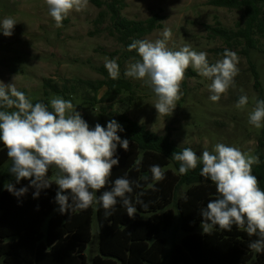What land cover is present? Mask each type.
Instances as JSON below:
<instances>
[{
    "label": "trees",
    "instance_id": "trees-1",
    "mask_svg": "<svg viewBox=\"0 0 264 264\" xmlns=\"http://www.w3.org/2000/svg\"><path fill=\"white\" fill-rule=\"evenodd\" d=\"M91 2L102 8L96 22L102 24L108 19L109 33L124 46L123 58H132L133 62L140 57L135 50L128 51V45L133 40L145 39L152 31L163 28L164 15L159 12L144 20L128 19L121 14L125 7L124 0ZM208 2L213 6L235 8L244 12V26L237 31L207 25L212 36L220 37L226 42L241 37L245 40L247 53L249 49L256 47L254 34H261L264 29V19L261 17L264 0ZM117 63L121 67L122 61ZM98 71L105 76L104 79L75 80L81 89L92 93L84 98L86 104L94 107L102 102L112 101L115 97L122 101L120 96L125 92L135 94L134 84L124 75L112 79L105 67L98 68ZM253 75L257 100L264 99L259 74L255 69ZM43 86L45 95L49 90L65 95L67 89L66 85L60 87L51 80H44ZM102 88L105 91L98 97L97 93ZM37 102L48 105L51 110L46 99H38L33 104ZM101 110H104L102 106ZM81 115L87 122L86 115ZM118 118L124 123V131L118 132V135L121 139L129 140V149L125 151L118 145L116 155L119 157V164L113 166L108 183L94 194L99 197L104 191L110 190L117 178L129 179L133 182V192L128 196L138 209L135 218L128 217L120 198H117L112 215L107 217L102 205L95 203L86 210L61 214L58 211L59 205L55 202L58 186L54 183L41 190L38 198H33L35 189L31 187L25 195L16 197L0 186V264H88L85 251L92 240L94 220L98 229L99 253L93 256L91 264H160L166 244V238L160 237V233L173 224L172 204L178 211L180 227L186 234L180 243L173 244L168 264H264V252L257 253L248 247L258 236L250 237L236 225H233L230 232L221 230L218 226L209 235L195 232L203 219L199 214L200 209L206 207L210 200L216 199L218 194L216 186L200 176L202 165L198 164L196 169L189 170L187 174L179 173V164L172 159V154L181 152L183 148L175 143L171 133L168 131L158 134L126 114L118 115ZM262 145L260 142V147ZM256 155L259 156L260 163L253 165L252 172L257 176L260 188L264 190V153L258 149ZM8 160L7 149L0 142V165ZM137 161L140 163L137 164ZM152 165H159L164 170L165 178L162 181L152 180ZM52 174L53 167H50L49 178ZM145 175L148 176L147 181L141 179ZM9 182L17 189L30 183L28 180L16 183L13 175ZM150 183L154 184L155 190L148 187ZM137 184L140 186L137 187ZM183 185L186 189L178 196ZM138 195L148 205L146 209L141 204H136Z\"/></svg>",
    "mask_w": 264,
    "mask_h": 264
},
{
    "label": "clouds",
    "instance_id": "clouds-1",
    "mask_svg": "<svg viewBox=\"0 0 264 264\" xmlns=\"http://www.w3.org/2000/svg\"><path fill=\"white\" fill-rule=\"evenodd\" d=\"M45 4L59 28L70 13L85 10L89 0H45ZM16 23L13 18L6 17L0 22V31L10 37ZM161 35L162 38L155 41L133 40L128 51L135 50L140 59L129 63L124 72L126 77L144 80L152 88L157 97L153 106L158 116L173 113L183 95L181 85L190 67L211 81L208 91L212 102H218L230 87L235 86L234 78L239 74L236 52L225 49L222 59L210 64L206 52H197L189 45L178 50L169 48L170 28L165 27ZM105 68L112 79L119 78L120 66L115 58L106 60ZM248 102V96L241 95L235 107L243 109ZM50 107L51 110L42 102L33 104L14 83L6 85L0 81V142L12 161L9 172L16 183L21 180L30 182L19 189L6 182L5 189L21 197L31 187L35 189L33 198H38L41 190L54 183L58 186L55 202L61 214L86 210L95 203L102 205L107 217L112 215L117 198H120L128 217L134 219L138 209L128 196L133 192V182L129 179L117 178L110 190L99 197L94 194L108 183L113 166L119 164L118 145L125 151L129 149V140L118 135L124 131L123 127L113 119L106 128L99 123L90 128L71 100L62 97L52 98ZM248 122L256 128L264 126V99L256 101L248 114ZM172 159L178 162L181 175L196 169L198 164L202 165L200 176L216 186L217 198L199 211L203 218V233L209 235L216 226L230 232L236 225L248 236H258L249 243L250 249L264 252V190L252 172L253 165L260 163L259 156L217 143L211 152L205 148L199 156L191 147H185L179 153L174 152ZM50 167L57 169L51 178L48 176ZM150 172L154 182L165 178L159 165H152ZM141 179L147 181L148 176ZM148 187L155 190L152 183ZM136 204H141L144 209L148 207L139 195Z\"/></svg>",
    "mask_w": 264,
    "mask_h": 264
},
{
    "label": "rangeland",
    "instance_id": "rangeland-1",
    "mask_svg": "<svg viewBox=\"0 0 264 264\" xmlns=\"http://www.w3.org/2000/svg\"><path fill=\"white\" fill-rule=\"evenodd\" d=\"M208 1L124 0L125 7L121 14L128 19L144 20L157 12L161 13L164 15L163 28L152 31L145 39H161L163 29L168 27L172 32L168 41L169 48L178 50L189 45L197 52H206L210 64L222 59L225 49L236 52L239 57V74L234 78L235 86L230 87L218 102L209 99L211 93L208 85L211 81L190 67L181 85L183 95L177 101L173 113L170 116H158L153 106L157 97L152 88L144 80L124 75L126 66L133 60L123 58L124 46L109 33L108 19L102 24L96 22L102 8L95 6L91 0L85 10L70 13L59 28L50 17L45 0H0V22L6 17L17 22L10 37L0 31V81L6 85L14 83L32 102L46 99L50 104L54 97L71 100L76 110L86 115L90 128H94L97 123L106 128L107 123L113 119L123 127L124 123L118 115L126 114L158 134L169 131L177 145L182 148L191 147L198 156L205 148L211 152L217 143L235 146L252 155H256L258 149L264 153V126L256 128L248 122V114L258 97L254 87V69L259 74L264 95V29L261 34H254L256 47L249 49L248 53L245 40L241 37L226 42L212 36L207 25L237 31L244 26V12L213 6ZM261 17L264 19V6ZM113 58L122 61L120 75L132 81L135 94L123 93L120 96L123 102L115 97L112 101L94 107L86 104L84 98L92 93L81 89L75 80L104 79L105 76L98 68L105 67L106 60ZM44 80H51L60 87L66 85L65 95L51 90L45 95ZM104 91L105 88L99 90L97 96L101 97ZM241 95H247L249 102L243 109H238L235 105ZM101 106L104 110H101ZM260 142L263 143L261 147ZM11 165L10 159L0 165L2 188H5V183L12 176L9 172ZM56 171L53 167L52 177ZM185 189L183 185L178 196ZM170 207L174 210V219L172 226L160 233V237L166 238L160 264H168L173 244L180 243L186 234L180 227L175 205ZM195 232H203L201 223ZM98 253V229L94 220L92 240L85 251L87 263L91 264L93 256Z\"/></svg>",
    "mask_w": 264,
    "mask_h": 264
}]
</instances>
